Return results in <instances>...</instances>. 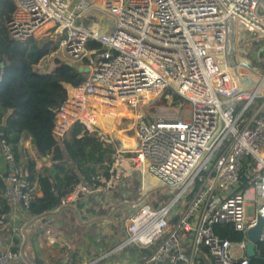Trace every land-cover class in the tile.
<instances>
[{
    "label": "built area",
    "instance_id": "built-area-1",
    "mask_svg": "<svg viewBox=\"0 0 264 264\" xmlns=\"http://www.w3.org/2000/svg\"><path fill=\"white\" fill-rule=\"evenodd\" d=\"M13 3L12 15L3 20L13 38L41 39L52 30L65 34L58 43L64 61L89 69L80 84L63 83L66 96L53 110L57 144L80 123L81 134L97 132L114 156V178L107 186L120 175L137 172V196L174 192L164 204L145 203L129 215L122 241L108 253L124 247L149 251L125 264H248L247 231L258 214L264 218V70L256 71L237 48L236 33L247 30L254 41L264 42V0ZM102 24L112 28L106 31ZM231 24L233 61L248 82H255L251 89L238 81L231 63ZM55 53L41 56L34 70L51 71ZM2 78L0 66V82ZM166 89L184 100L180 110L150 119L141 112L132 115V124L120 131L127 135L131 130L134 144L124 146L112 132L119 120L130 118L119 116L114 129L99 123L112 118L119 100L127 102L120 111L136 110ZM169 102H174L172 96ZM0 150L8 168L3 197L26 212L38 193L36 183L24 180L19 152L2 136ZM123 160L128 168L119 167ZM83 189L77 185L61 203L75 202ZM216 224H228L241 239L219 236ZM49 241L55 242L54 235ZM18 256L7 245L0 249V264H11Z\"/></svg>",
    "mask_w": 264,
    "mask_h": 264
},
{
    "label": "trees",
    "instance_id": "trees-1",
    "mask_svg": "<svg viewBox=\"0 0 264 264\" xmlns=\"http://www.w3.org/2000/svg\"><path fill=\"white\" fill-rule=\"evenodd\" d=\"M14 10L13 0H0V64H3V78L0 82V137H5L17 149L19 136L26 131L31 138L39 157L48 158L44 165L36 168L33 160L23 159V178L35 182L37 194L31 200L26 214L34 220L42 219L47 227H40L44 233L55 221L59 224L58 232L66 236L69 243L73 242L72 230L67 225H88L93 221L107 219L114 215V207L107 206L102 200L103 195L121 193H138L139 176L137 172L117 177L116 183L107 186L106 182L114 178L112 163L114 156L106 146L94 138L92 134H81L80 123H75L63 141V147L68 156L65 157L57 139L52 132L54 121L53 110L65 98L66 89L63 83L80 84L85 80L86 73L80 72L74 64L55 58L56 66L49 72H36L34 65L45 53L57 46L55 41L29 37L25 40L13 38L4 27L3 20L8 19ZM166 91H171L170 89ZM164 91L163 97L167 93ZM176 104L180 96L172 92ZM3 158V157H2ZM0 161V218L7 221L11 204L1 195L4 191V178L8 172L5 160ZM78 179L88 191L85 195L78 192L75 202L63 205L62 198L77 188ZM129 214H126L125 219ZM52 216L51 219H46ZM71 227V226H70ZM11 229V227H10ZM214 231L221 237L232 241L241 239V234L232 230L228 224H216ZM39 233H36L38 235ZM122 236L117 244L122 241ZM35 248L37 242L32 239ZM20 239L13 235L9 247L17 251ZM27 242L25 241V246ZM109 246V245H107ZM58 256L49 259L51 264H62L67 247L53 244ZM111 247H108V250ZM78 247L71 254L73 264L76 262ZM134 251L138 257L149 253L147 249L124 247L122 253ZM255 253L249 257L248 264H264V241L255 245ZM30 253V251L28 250ZM35 264H44L41 256L29 257Z\"/></svg>",
    "mask_w": 264,
    "mask_h": 264
},
{
    "label": "rangeland",
    "instance_id": "rangeland-1",
    "mask_svg": "<svg viewBox=\"0 0 264 264\" xmlns=\"http://www.w3.org/2000/svg\"><path fill=\"white\" fill-rule=\"evenodd\" d=\"M95 20V19H94ZM102 28L106 31H109L112 28V25L106 26L102 24ZM65 37V34L60 35L54 33V31H50L49 34L44 35L43 38H46V40H53L55 41V44L57 45L54 49L56 52L54 54V57L52 61H54L55 58L63 59L62 56V50L59 48V41ZM41 38V39H43ZM236 43L237 48L241 50L246 58L248 59L249 63L253 68H255L256 71L264 70V62L261 61L262 58H264V42L262 41H254L252 38V34L247 30L238 29L236 33ZM53 51V50H52ZM168 90V89H166ZM165 90V91H166ZM167 93L163 97V94L153 103L150 105H139L138 109L133 110L129 108H124V112H129L131 116H127L126 119H131V121L127 120H119L117 124L118 130L121 128H124L126 124L129 125L132 124L134 119H132V115H135L139 112L144 114L145 118H153L155 116L159 115H175L181 107V101H184L181 99L178 103L172 104L169 102V98L172 96L171 91H166ZM188 111H186V115H188ZM123 115V114H122ZM127 135L131 136L133 132L130 130L126 133ZM94 138H98V133L93 132L92 133ZM106 146V145H105ZM105 148H108L106 146ZM110 148V147H109ZM2 159V158H1ZM123 166L119 167H126L128 168L130 165L127 161H122ZM160 191V190H156ZM153 191L150 194L144 195V196H137V193H121V194H113V195H103L102 200L107 201V206L114 207V215H111L107 219H102L98 221H93L89 223L88 225H76L72 222H69L67 225L70 230H72L73 238L71 243H69V247L67 246L66 241H62L60 243V247L66 246L67 250L64 254V258L67 257L65 264H73V258L71 256L73 249L75 247H78V252L76 253V263L78 264H93V261L97 259V257H102L106 254H109L111 249H113L118 244L116 243L118 239L121 238L122 232H123V226H124V220L126 214H132L133 212L137 211L143 204L150 203L151 205L157 204H164L168 201V199L174 194V192L171 194H166V192H156ZM88 192H86L85 195H87ZM161 195V197H158ZM153 199V201H152ZM129 216V215H128ZM52 216H47L46 219H51ZM30 217L25 215L23 216L24 221L29 222L31 219ZM21 220V219H20ZM59 221L52 225H50L49 233H57L59 228ZM47 223L43 222L42 219H37L35 222L32 221L31 226L26 227L25 229L28 231L24 232V240L27 242V249L29 250L30 247H32V242L35 236V240L38 245L46 246L48 243V240L46 238L47 232L40 233V227H45ZM71 226V227H70ZM47 227V226H46ZM56 231V232H55ZM12 232V231H11ZM36 233H39L36 235ZM64 244V245H63ZM51 247V244H48ZM109 245V246H107ZM108 247H111L108 250ZM53 251V250H51ZM233 253H238L237 248H232ZM116 255L121 256L126 254V252L122 253V251L115 252ZM129 253V252H128ZM111 255H115L114 253H110ZM24 256V254H22ZM63 263V262H62ZM12 264V263H11ZM96 264V263H94ZM102 264V263H98Z\"/></svg>",
    "mask_w": 264,
    "mask_h": 264
},
{
    "label": "crops",
    "instance_id": "crops-1",
    "mask_svg": "<svg viewBox=\"0 0 264 264\" xmlns=\"http://www.w3.org/2000/svg\"><path fill=\"white\" fill-rule=\"evenodd\" d=\"M139 103H141V102H139ZM126 104L127 103H122L119 100L117 107L115 109V112L112 115V118L110 120L99 119V123L101 125H106L110 129H114L115 123H116L119 116H122L124 118H126L127 116H131V114L129 112L120 111V109H122L124 106H127ZM120 130H118V128L116 126L115 130L112 131L113 135L118 136L124 146H126L127 144L128 145L134 144L133 138L129 137L128 135H124ZM60 147H61L65 157L68 159V156H67L65 149L63 147V143L60 145ZM17 150L19 152V155L21 156L20 157L21 162L26 157L27 159L33 160L35 162L36 168H40L48 160V158H45V157L41 158L37 155L35 147L32 144L30 135L26 131H23L19 136V140H18V144H17ZM2 157H3V155H2L1 150H0L1 164L4 163V161L2 160L4 158H2ZM139 181H140V179H139ZM77 185L80 187H83V184L80 181V179H78ZM82 192H84L83 194H86V190L83 189ZM139 193H140V183H139V191H138L137 195H139ZM1 195L3 196V193ZM158 197H161V195H159ZM7 215H8L7 221H3V219L0 218L2 220V222L0 223V249H2L3 247H5V246L9 245V243H11V240H12L14 234H16V236L19 237V239H20V241L17 245V251H16V253H18L19 256L17 259L12 261V264H35V263H33V261L29 257L36 255V253H38L41 256V258L44 260V264H51L49 259L51 257L59 255L57 253L56 248L53 247V244L58 243V245H60V243L62 241L63 242L66 241V238H65L66 236L65 237L62 236L59 232H57V233L51 232L48 235H46V238L48 240V243L46 242L47 247L37 244L35 248L33 246L30 247V249H29L30 253H29L28 249H27V244L25 246V240H24L25 238H24L23 234H24V232L28 231V228H29V226H31L32 221L35 222V220L32 219L31 217L29 218V219H31L29 222L22 220L23 216H25L27 214L25 211H23L22 208H19L18 206H12L11 205V209ZM25 226L28 227L27 230L25 229ZM10 227H11V229H10ZM14 228H18V230L13 232L12 229H14ZM49 229L50 228H48L46 230V232L49 231ZM53 235L55 237V242L51 243L49 241V238ZM66 243H67V241H66ZM48 244H51V247ZM67 246L69 247L68 243H67ZM51 250H53V251H51ZM117 252H119V251H117ZM22 254H24V256H22ZM114 254L115 255H111V256H110V254H106L102 257H97V259L95 261H93V264L94 263H96V264H98V263H102V264H125L126 262H128L129 258L135 259V257H137V255H135L136 252H134V251L132 252L131 250L126 251L125 256L124 255L118 256V255H116L117 253H114ZM66 259H67V257H65V258L63 257V259H62L63 263L62 264H65Z\"/></svg>",
    "mask_w": 264,
    "mask_h": 264
},
{
    "label": "water",
    "instance_id": "water-1",
    "mask_svg": "<svg viewBox=\"0 0 264 264\" xmlns=\"http://www.w3.org/2000/svg\"><path fill=\"white\" fill-rule=\"evenodd\" d=\"M91 16L95 17L96 19H103L105 18V15L102 13H91ZM88 19H90V17H88ZM105 22H108V20H106ZM231 34H230V58H231V63L234 66V72L238 78V81L244 86L245 89H251L253 87V85L255 84L254 81H250L248 82L247 78L245 76H243L242 74H240L237 71V68L235 66V63L233 61V54H234V48H233V36H234V32H233V24H231ZM69 65H71L70 62H68ZM1 68L3 67V64L0 65ZM78 70L80 72H84L87 73L89 71L88 67L82 68L79 67ZM264 226V218L258 214L257 215V223L254 227L250 228L247 231V236L249 238V241L247 242V246H246V254L248 257H251L254 255L255 250H254V246L255 244H257L259 242L260 239V234L262 232V227Z\"/></svg>",
    "mask_w": 264,
    "mask_h": 264
},
{
    "label": "bare ground",
    "instance_id": "bare-ground-1",
    "mask_svg": "<svg viewBox=\"0 0 264 264\" xmlns=\"http://www.w3.org/2000/svg\"><path fill=\"white\" fill-rule=\"evenodd\" d=\"M122 103H127L126 101H124V100H120ZM139 103V102H138ZM137 103V104H138ZM127 105V104H126ZM137 115H140V113L139 114H137ZM130 151V150H129ZM126 161V160H125Z\"/></svg>",
    "mask_w": 264,
    "mask_h": 264
}]
</instances>
